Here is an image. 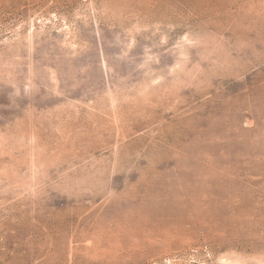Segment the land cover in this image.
Here are the masks:
<instances>
[{
	"label": "rangeland",
	"instance_id": "1",
	"mask_svg": "<svg viewBox=\"0 0 264 264\" xmlns=\"http://www.w3.org/2000/svg\"><path fill=\"white\" fill-rule=\"evenodd\" d=\"M0 264H264V0H0Z\"/></svg>",
	"mask_w": 264,
	"mask_h": 264
}]
</instances>
